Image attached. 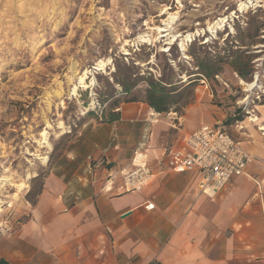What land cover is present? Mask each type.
Masks as SVG:
<instances>
[{
  "label": "rangeland",
  "instance_id": "rangeland-1",
  "mask_svg": "<svg viewBox=\"0 0 264 264\" xmlns=\"http://www.w3.org/2000/svg\"><path fill=\"white\" fill-rule=\"evenodd\" d=\"M240 1L247 0H0V240L38 219L37 204L47 203L40 199L45 180L85 124L107 117L115 101L119 106L133 98L144 100V82L127 94L114 95L106 87L116 62L153 77L169 63L184 89L168 113L183 114L196 103L193 114L234 138L264 119V7L242 12ZM168 12L176 15L170 35L191 33V39L182 41L184 49L180 38L166 45L170 37L153 28L163 26ZM224 16L227 21L217 30L215 23ZM145 34L149 41L143 42ZM173 44L175 54L169 52ZM236 49L237 54L225 57L223 50ZM190 50L197 57L206 51L213 56L218 69L213 79L197 74L191 76H196L194 83L187 82V74L196 71ZM236 55L253 71L252 79L259 77L251 92L230 65ZM98 60L106 62L101 70L94 67ZM72 66L79 75L87 71L88 84L93 81L73 95L78 80L71 78ZM251 114L259 119L250 121ZM24 181L27 186L21 190L12 185Z\"/></svg>",
  "mask_w": 264,
  "mask_h": 264
},
{
  "label": "crops",
  "instance_id": "crops-1",
  "mask_svg": "<svg viewBox=\"0 0 264 264\" xmlns=\"http://www.w3.org/2000/svg\"><path fill=\"white\" fill-rule=\"evenodd\" d=\"M196 110L125 101L118 119L85 124L45 180L38 219L0 240V264H264V119L235 138L252 162L210 198L197 171L173 172L162 157L205 124ZM137 151L152 179L125 191Z\"/></svg>",
  "mask_w": 264,
  "mask_h": 264
},
{
  "label": "built area",
  "instance_id": "built-area-1",
  "mask_svg": "<svg viewBox=\"0 0 264 264\" xmlns=\"http://www.w3.org/2000/svg\"><path fill=\"white\" fill-rule=\"evenodd\" d=\"M252 160L253 156L224 129L205 124L189 133L181 145L168 147L165 154L169 170L197 171L199 191L210 198L224 189L232 176L242 174ZM131 166L122 174V188L138 191L152 179L146 151L134 152Z\"/></svg>",
  "mask_w": 264,
  "mask_h": 264
},
{
  "label": "trees",
  "instance_id": "trees-1",
  "mask_svg": "<svg viewBox=\"0 0 264 264\" xmlns=\"http://www.w3.org/2000/svg\"><path fill=\"white\" fill-rule=\"evenodd\" d=\"M192 43L193 42L189 44L188 49L193 46ZM204 44L205 43L199 45L201 46L200 48L204 47ZM175 47V44L170 47L169 52L171 54H175ZM236 50L237 51H223L227 54L225 57H231L233 54H237V52H239V49ZM207 53L208 52L206 51L203 56L197 57L196 52L191 50L189 51L188 55L196 61V71H191L187 74L189 77L187 82H189V84L195 82L196 76L191 77L192 75L199 74L205 79H213V77L217 75L218 69L215 65L214 58L212 55H207ZM172 56L173 59L176 57V55ZM230 65L240 80L245 82L253 80L251 77L253 71L246 70L247 63L241 62L237 55L233 58V61H230ZM178 75L179 74L174 71V68L169 63H165V65L160 69L159 75L157 77H153L149 72L147 75H140L139 71H134V66L132 64L116 62L115 71L111 74V82L108 78H106V87L109 88L114 95L118 93L127 94L136 88L140 82H144L146 84L144 89V101L153 111L163 113L176 108L182 99L184 84L181 82ZM115 85H118L120 89L116 90L114 88ZM134 101H138V99L133 98L127 100V102ZM111 106H113V109L110 110L107 117L101 118L100 122H111L118 119L119 113L115 111V108L118 106V102L115 101L111 104ZM237 120H241V118L238 117Z\"/></svg>",
  "mask_w": 264,
  "mask_h": 264
},
{
  "label": "bare ground",
  "instance_id": "bare-ground-1",
  "mask_svg": "<svg viewBox=\"0 0 264 264\" xmlns=\"http://www.w3.org/2000/svg\"><path fill=\"white\" fill-rule=\"evenodd\" d=\"M262 2H263V0L240 1L239 4H238V10L243 12V11L247 10L249 7H259V6L260 7H264ZM165 12H166V10H162V13H165ZM166 18H167V20H165L163 22V26L159 25V26H155L153 28L160 33L161 37L163 35L170 37V39L168 40V43H166V45L167 44H171V43L177 41L180 38L179 39V41L181 40L180 46H181L182 49H184L182 41H184L185 39L186 40L191 39V33L187 32V34L184 35V36L182 34H171L170 35V33H168V30L171 28V24L175 21L176 15L174 13H169L168 17H166ZM226 21H227V19H226L225 16L224 17H219V19H217V21L215 23L216 27H217V30H218V28L221 29ZM140 39L143 42L149 41V39L147 38L146 34L145 35H141ZM105 63L106 62L104 60H98L94 67H95V69L101 70V69L104 68ZM71 72H72L71 78L78 80V85L77 84L73 85V88H72V91H71L72 95L74 93H76L77 88H79V87L87 88L89 86V84L90 85L92 84V82H93L92 80L90 81L89 84H88V82H86L87 71H85L81 75H79V72L75 69L74 66H72ZM258 80H259V77H258V75H256L253 80H251L249 82H245V81L241 80V83L245 86V88H244L245 91L251 92L255 87H257ZM56 94L59 96L61 94V91H57ZM246 100H247V98H245L243 101H246ZM47 104L48 105L50 104V98H48ZM152 118H153V116H152ZM258 119H259V117L256 116L255 114H251V117L249 118V120L253 121V122L257 121ZM152 120L155 121L154 119H152ZM45 123H46V128L50 126L49 122H48V120L46 118H45ZM260 129L264 130V125L260 126ZM45 130L43 132H41V136L43 137V140L46 137V131ZM41 159L45 162L47 160V156H43V157H41ZM3 180L4 181H9L8 178H3ZM12 185H14L18 190H21L22 188H25L27 186L25 181L24 182H20V183H15V184H12Z\"/></svg>",
  "mask_w": 264,
  "mask_h": 264
}]
</instances>
